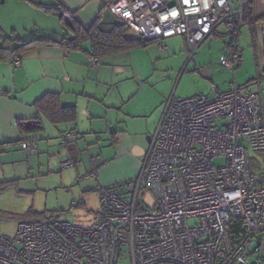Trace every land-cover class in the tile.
Returning a JSON list of instances; mask_svg holds the SVG:
<instances>
[{"label": "built area", "instance_id": "1", "mask_svg": "<svg viewBox=\"0 0 264 264\" xmlns=\"http://www.w3.org/2000/svg\"><path fill=\"white\" fill-rule=\"evenodd\" d=\"M253 1L114 0L108 9L159 51L166 39L183 36L190 61L204 42L222 33L229 40L220 64L235 72L243 57L242 29L254 22L246 19ZM76 137L65 133L61 147ZM34 146L22 144L30 151ZM252 151L264 154L261 91L242 95L236 87L171 98L148 144L131 202L99 184L96 219L90 216L87 225L21 221L14 237H0V264H121L125 258L130 264H250L252 255L264 262V157L256 161ZM216 159L226 164L215 166ZM254 165L260 168L253 171ZM74 166L69 160L61 168ZM97 177L93 170L77 182ZM143 184L153 210L139 203Z\"/></svg>", "mask_w": 264, "mask_h": 264}, {"label": "crops", "instance_id": "2", "mask_svg": "<svg viewBox=\"0 0 264 264\" xmlns=\"http://www.w3.org/2000/svg\"><path fill=\"white\" fill-rule=\"evenodd\" d=\"M40 1L47 10L61 3L67 9L66 19L75 15L85 25L93 24L99 17L106 24L116 22L105 8L106 0H47L50 3L46 4L45 0ZM53 17L59 20L57 15L23 0H5L0 4V32H11L22 39H29L34 31L61 34L55 32ZM246 19L254 22L247 24L249 33L242 35L243 43L260 53L264 65L263 25H257L264 22V0H254L248 6ZM225 37L219 33L207 41L214 40V46L216 39ZM163 43L164 51H159L156 43L151 42L98 59L97 65L92 63L88 45L81 49H67L57 44L37 45L19 56L0 61V166L19 165L20 169L28 171H25L26 179L38 182L42 173L36 177L29 173L35 166L34 157L41 167V157L37 159V155L51 156L58 152L60 162L67 159L75 162L78 179L98 169V185L116 188L119 183L135 184L168 101L183 99L177 98L178 90L173 87L175 77L184 73L190 61L181 69L186 59L179 48L181 44L189 56L185 38L174 36ZM226 44L218 50L220 57ZM202 46L197 55L201 54ZM209 50L202 51L203 55L214 54ZM195 69L198 70L197 65ZM213 89L220 92L215 85L211 86L212 93ZM199 95L203 94L195 96ZM47 96H57L63 107H74L76 122L55 125L44 120L43 132L22 133L21 126L29 128L38 121L36 106ZM71 131L77 137L69 147H61L60 138ZM30 141L35 143L34 157L22 148L23 143ZM27 175L30 176L27 178ZM92 189L87 186L85 191ZM3 219L0 218V237H14L16 231L10 233ZM21 221L17 219V225Z\"/></svg>", "mask_w": 264, "mask_h": 264}, {"label": "rangeland", "instance_id": "3", "mask_svg": "<svg viewBox=\"0 0 264 264\" xmlns=\"http://www.w3.org/2000/svg\"><path fill=\"white\" fill-rule=\"evenodd\" d=\"M44 3H50V1L45 0ZM51 19L56 24L55 29L57 31L55 32L63 33L64 30L60 21L56 17ZM248 28L249 26H245L242 29L239 38L243 57L235 72L223 68L220 64L218 50L224 43L228 42V37L216 39L214 46H212L214 40L207 41L201 48V54L195 56L193 61H189L190 63L188 62L187 67L185 66L189 56L181 44L179 48L185 53L186 59L181 64V69L185 67L184 73H178L177 77H175L177 79L173 89L176 88L178 90L177 98H190L201 93L206 96L213 95L210 90L211 86L215 85L220 92H229L238 87L242 95L256 94L261 91L264 101V65L262 56L259 52L256 53L250 44L243 43L242 35L249 33ZM0 33L3 38H11L14 35L11 32L3 31ZM210 47L212 48L210 49ZM209 49L214 54L206 53L203 55L202 51ZM195 65H197V71ZM215 124L220 126L222 121H217ZM59 142L61 144V141ZM26 153L33 157L36 156L35 146L34 151L26 150ZM36 157L37 159L41 157L42 166L38 167L39 162H36L34 157V165L37 166H33L29 173H33L35 177L42 173L43 176L38 182H34L30 178L26 179L25 173H28V171L20 169L19 165L11 166L7 164L0 166V218L3 219L5 217L3 223H6L9 232L13 233V231H16L17 219L15 216L17 215H24L28 222H50L53 220L75 222L77 218L87 214L96 219L100 211L96 178L78 183L75 167L62 169L61 163L66 162L68 159L60 162L58 152L51 154V156L41 153ZM251 157L259 161L264 157V154L252 151ZM3 160L5 162V158ZM213 163L215 166H224L226 160L216 159ZM80 164L78 163V165ZM39 168L41 169L39 170ZM259 168V166L254 165L253 171H257ZM28 176L30 175H27V178ZM132 183L127 182L115 185L116 188L120 189V194L129 202L133 200L135 191ZM87 186L93 189L85 191ZM142 186L138 197L139 203L147 210L144 197L148 192H146L144 184ZM249 261L250 264L260 263L257 255L250 256ZM121 264H130L128 258H125Z\"/></svg>", "mask_w": 264, "mask_h": 264}, {"label": "trees", "instance_id": "4", "mask_svg": "<svg viewBox=\"0 0 264 264\" xmlns=\"http://www.w3.org/2000/svg\"><path fill=\"white\" fill-rule=\"evenodd\" d=\"M35 6L41 7L46 12L53 13L59 17L64 32L61 34H45L34 31L29 39L19 37L3 38L0 33V61L9 57L19 56L22 52L44 44H57L67 49H81L88 45V53L91 57L101 59L127 52L148 43H144L125 24L116 20L114 23H103L101 18L90 25H85L75 15L66 19L67 9L61 3L45 9L40 0H23ZM114 0H106L105 8H108ZM38 121L31 127L21 126L22 133L38 134L44 131V120L52 124H73L77 120V110L74 107H63L57 96H47L37 104ZM30 141L27 143H33ZM16 219L28 222L24 215ZM258 264H264L260 262Z\"/></svg>", "mask_w": 264, "mask_h": 264}, {"label": "water", "instance_id": "5", "mask_svg": "<svg viewBox=\"0 0 264 264\" xmlns=\"http://www.w3.org/2000/svg\"><path fill=\"white\" fill-rule=\"evenodd\" d=\"M5 2V0H0V4H3ZM263 32H264V25H263ZM144 201L146 202L147 204V207L150 209V210H153L154 209V200L151 196L150 193H147L144 197ZM90 220L89 217H81V218H78L76 220L77 223H80V224H85L87 225L88 221ZM91 226V224H90Z\"/></svg>", "mask_w": 264, "mask_h": 264}]
</instances>
